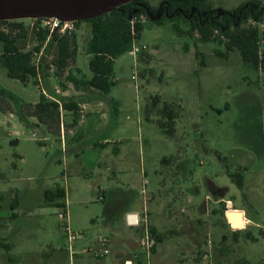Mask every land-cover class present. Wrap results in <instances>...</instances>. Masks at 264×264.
Wrapping results in <instances>:
<instances>
[{"label":"rangeland","instance_id":"374dc122","mask_svg":"<svg viewBox=\"0 0 264 264\" xmlns=\"http://www.w3.org/2000/svg\"><path fill=\"white\" fill-rule=\"evenodd\" d=\"M162 1L149 0L154 9ZM247 1L211 2L213 9L229 11ZM141 19L145 26L140 39L129 53L114 61L116 84L108 97L120 102L119 113L114 114L112 104L97 107L96 103L89 104L83 116L60 110L61 136L59 130L52 132L37 118L27 116L22 106L37 103L41 94L59 98L55 89L60 93L75 90L67 80L71 73L79 79L91 77L86 54L90 25L82 22L74 28L77 55L59 76L52 69L49 76L41 73L38 84L33 80L23 84L0 68V90L15 99L9 101L10 112L0 110V264H76L79 258L90 259L91 264H115L121 240L130 258L155 264L152 251L147 257L140 244L144 225L126 227L124 205L113 202L106 207L107 202L100 200L97 188L106 186L109 172L94 170L97 160L107 164L121 161L120 182L138 193L154 195L160 205H173L167 213L178 212L180 205L186 204L192 220L206 222L201 229V247L178 240V249L162 264H197L202 260L207 264H264V75L243 64L237 51L217 56V51L225 53L223 45L201 42L196 33L186 34L188 26L184 24L180 25L183 32L177 33L168 21L157 25L154 18ZM24 23L31 45L34 23ZM250 24L264 32V24ZM0 31L7 32V27L0 25ZM156 96L159 104L152 109ZM164 103L177 114L174 137L156 124L164 121L158 113ZM147 109L150 120L146 119ZM81 116V124L70 133L68 125ZM103 140L109 141L106 151L93 146ZM115 147L121 150L118 160ZM73 149L83 158L86 174L72 180L73 186L83 188L67 199L68 223L72 231L81 234L82 241L90 238L86 249L93 251L70 257L62 229L65 221L58 218L61 209L45 202L41 192L64 187L63 162L54 161H63L62 153L67 150L64 155L72 162ZM239 173L241 188L234 182ZM209 181L223 189L217 198L225 194L232 208L245 210L250 220L245 230L231 231L226 226L221 214L225 205L213 204V197L209 202L212 212L207 216L200 213L210 193ZM195 187L200 194L196 195ZM179 194H184L185 200L179 202ZM229 217L234 226L242 227L236 212ZM105 221L115 223L114 233L104 229ZM101 236L109 240V254L103 257L98 251Z\"/></svg>","mask_w":264,"mask_h":264},{"label":"trees","instance_id":"16d2710c","mask_svg":"<svg viewBox=\"0 0 264 264\" xmlns=\"http://www.w3.org/2000/svg\"><path fill=\"white\" fill-rule=\"evenodd\" d=\"M164 1L171 14L174 11L180 12L172 19L163 17L155 21V24L162 25L168 21L177 33L183 32L180 25L184 24L188 26L186 34L196 33L201 42L223 45L225 53L217 51V56L226 57L227 53L237 51L243 64L264 75V53L261 52L264 32L261 33L257 26L250 24V22L264 24V4L260 0H249L229 11L213 9L212 0ZM137 3L149 7V0H133L110 13L82 21L90 25L91 33L86 45V54L90 57L88 69L91 77L79 79L71 73L67 80L74 87L97 91L103 97L109 95L116 84L113 80L114 61L119 56L129 53L134 42L140 39L145 26L141 18L144 16L150 21L148 13L143 8L138 10L133 8ZM29 21L34 23L32 28L34 42L31 45L27 43L29 32L25 20L0 21L1 26L7 27V32L0 31V68L5 69L11 79L23 84L33 80L38 84L41 73L49 76L53 69L54 75L59 76L75 61L77 37L74 31L50 33L48 28L42 25L44 19ZM82 22H73L74 28L77 29ZM36 57L38 61L35 63ZM76 72L80 73L79 70ZM0 97V103L4 106H0V110L10 112L9 101L15 99L1 90ZM158 104L159 97H153L150 107L157 109ZM22 108L27 116L37 118L52 132L61 130L60 110L74 116L80 111L78 105L68 97L52 100L44 94H41L35 105L23 104ZM158 110L164 121H156L157 126L169 137H174L176 112L168 103H164ZM146 119L150 120L148 109ZM234 178V182L241 188L240 173ZM59 198H63V195H55L53 199L46 197V200L52 202ZM224 210L223 208L221 211L222 215ZM149 231L155 243L159 241L160 236L154 229L149 227Z\"/></svg>","mask_w":264,"mask_h":264},{"label":"crops","instance_id":"0c3cea01","mask_svg":"<svg viewBox=\"0 0 264 264\" xmlns=\"http://www.w3.org/2000/svg\"><path fill=\"white\" fill-rule=\"evenodd\" d=\"M75 88V87H74ZM71 89V88H70ZM70 89L64 90L62 93L58 89H55V94H60L58 97H70L72 101H74L79 108V112L83 116L84 109L91 103H96L97 107H101L105 104H112L114 108V114L117 115L119 113L120 108V102L111 99L110 97L101 96L97 91L94 90H81L75 88L72 91ZM72 93L71 95H69ZM46 96V95H45ZM49 99L55 100L56 98L53 96H46ZM38 103V102H37ZM36 104V103H35ZM32 104V105H35ZM105 116V114H102ZM82 116L78 121L73 120L71 124L68 125L70 133L72 132V128L78 127L81 124ZM60 136H61V130H60ZM76 135H73V138H75ZM80 138V136H79ZM109 141L103 140L102 142H98L97 144H93L94 147L98 148L97 145L103 150L106 151V148L108 146ZM115 155L117 156L116 160L120 157L121 150H119L118 147L114 148ZM62 153V152H61ZM67 155V150L64 153ZM63 156V161L59 160V158H56L54 162L56 163H62L64 168L61 172L62 178L64 180V187L61 186H55L53 188H45L41 192V196L44 199L45 202L54 204L57 207H61L62 205H67V199L68 197L77 194L80 190V188H83L82 185L76 184V186L72 184L73 179H79L81 177H84L86 174L85 165L83 158L79 155V153H75L74 149L71 150V154L74 155V160L72 162H69L67 160V156ZM119 162V161H118ZM115 160H111L110 164L100 162L99 160L96 161L94 170H101L104 169L107 172H109V176H107L109 182L106 184V186L98 185V192L101 194L102 201H106L107 205L106 207H109L110 204L113 202H118L124 205L125 209V219H124V225L129 228H135L139 225H144V215L147 216L146 223L147 225L154 229L156 234L160 236L159 241L156 242L155 247L152 251V257L151 260L155 264H162L166 257L170 255L171 252H174L178 249V240H184L186 245H192V247H201V244L203 243V235L202 230L205 226V221L201 220H192L190 215L187 212V206L186 204L180 205V210L178 212H174L172 214L167 213L166 209L172 208L173 205L164 203L159 204L157 203L156 197L154 195H148L145 194L143 191L138 193L135 189H133L130 186H125L122 184L119 180V174L123 172L122 168L120 167V164L122 165L121 161L118 163ZM180 164V163H178ZM85 178V177H84ZM71 180V182H69ZM209 185L211 184L213 187L217 188L213 182L209 181ZM221 189V187H218ZM223 191V189H222ZM194 192L196 195L200 194L199 187H195ZM55 195H63V198L55 199L52 202H49L46 200V197L49 199H53ZM180 195V194H179ZM224 195L222 194L219 198H216L209 193V196H206L205 200L207 201L206 205L202 210H200V213L207 216L210 212H212V208L209 204L210 198L213 200V204L217 205L219 202H223L225 205V210L223 211V218L225 221L226 226H228L231 231L234 230H245L247 224H249L250 220L246 216V212L244 209L241 208H231L234 211H227L228 202L233 206L232 202L230 200H225ZM185 200L184 194H181L178 198V201ZM225 202V203H224ZM156 204V205H155ZM156 211L157 213L154 215L153 213ZM236 212L239 216V222L242 223V227H236L233 225V222L231 221L229 217V213ZM130 215H136V223L134 225L128 224V218ZM114 222H103L104 229H107L109 233H114L116 230H114ZM235 229H232V228ZM209 232V231H208ZM207 232V233H208ZM102 237V236H101ZM105 237V236H103ZM169 241V243H168ZM91 242L90 238L87 237L86 240L77 241L75 247L77 250L76 255L84 254V249L87 248L88 244ZM157 255L158 260L155 262L154 258L156 259ZM75 256V255H74ZM78 257V256H77ZM76 257V258H77ZM101 257V256H100ZM205 255L202 256L204 259ZM197 264H207L202 261H196ZM76 264H91L90 259H83L79 258L76 261ZM115 264H141V260L136 258H130L125 250V243L124 240H121V246L117 250L115 255ZM243 264H248L244 262Z\"/></svg>","mask_w":264,"mask_h":264},{"label":"water","instance_id":"95a60500","mask_svg":"<svg viewBox=\"0 0 264 264\" xmlns=\"http://www.w3.org/2000/svg\"><path fill=\"white\" fill-rule=\"evenodd\" d=\"M132 1L133 0H0V21L54 18L61 22H82L110 13ZM147 13L149 14L148 10ZM149 17L153 20L150 14ZM156 20H159V16ZM135 223L136 215H130L128 224L134 225Z\"/></svg>","mask_w":264,"mask_h":264},{"label":"built area","instance_id":"2783aa9c","mask_svg":"<svg viewBox=\"0 0 264 264\" xmlns=\"http://www.w3.org/2000/svg\"><path fill=\"white\" fill-rule=\"evenodd\" d=\"M43 26L47 27L49 32L52 33L54 31H59L61 33H70L72 31H74V26L73 23L71 22H61L57 19L54 18H50V19H44ZM100 200H102V198H100ZM228 206L231 207H227V211H234L232 210V205L228 202ZM61 212L58 215V218L64 222V225L62 226V229L67 237V242L69 244V250H70V257H73L74 255L77 254V251H74L73 249V243L77 242L78 240L81 239V234L80 233H76L74 231L71 230L69 223H68V209L66 205H62L60 207ZM147 220V216L144 215V235L140 240V244L141 246L144 248L147 257L150 255L152 249L155 247V240L154 238L151 236L150 231L148 229V225L146 223ZM232 229H235L234 227ZM109 243V240L107 237H99L98 239V251H99V256L103 257L109 254L108 249L106 248L107 244ZM73 248V249H72ZM88 251V252H92L93 249L90 247L86 250H84L83 252Z\"/></svg>","mask_w":264,"mask_h":264},{"label":"flooded vegetation","instance_id":"af4514ba","mask_svg":"<svg viewBox=\"0 0 264 264\" xmlns=\"http://www.w3.org/2000/svg\"><path fill=\"white\" fill-rule=\"evenodd\" d=\"M133 8H135L136 10H138L139 8H143L145 10V12H147V10H148L149 14L151 15V17H153L155 19V21H158V20H156V18L158 16H160V19L163 17H166L167 19H172L175 16H177L178 13L180 12V11H174V13L171 14L170 10H169V8H168V6L164 0L161 3H159V5L156 9H154V7L151 5L150 2H149V7L143 5L142 3H137L136 5L133 6ZM149 14H147V15H148V18L150 19ZM209 190H210L211 195L214 197L217 196L219 193L221 194V192H222V188L221 189L218 187L215 188L211 184L209 185Z\"/></svg>","mask_w":264,"mask_h":264}]
</instances>
